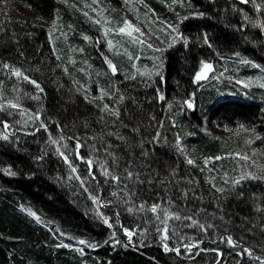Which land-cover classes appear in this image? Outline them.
I'll list each match as a JSON object with an SVG mask.
<instances>
[{
  "label": "trees",
  "instance_id": "16d2710c",
  "mask_svg": "<svg viewBox=\"0 0 264 264\" xmlns=\"http://www.w3.org/2000/svg\"><path fill=\"white\" fill-rule=\"evenodd\" d=\"M87 1L92 3V0ZM103 2L107 3L114 19L121 20L127 16L148 30L146 35L162 49L161 52H153L134 42L129 43L126 37H120L121 44L134 54H140L143 47L137 62L139 67L147 65L151 68L158 63L152 57H161V75L154 77L153 82L165 93L166 99L172 100L177 96L186 98L188 94L195 93L192 97L194 106L189 108L174 103L169 108L166 101L155 98L152 86L145 87L140 77L131 79V61L127 55H117L107 47V39L116 37L114 34L103 37L100 26L82 11L84 0H0V60L22 67L44 89L39 103L25 100V107L33 110L40 107L49 117L47 123L50 128L55 120L65 125V131L69 134L78 130L83 132L82 125L87 122L90 132L101 133L116 128L129 135L134 124L133 114L138 125L147 118L148 113H154L157 120L162 121L160 143L148 141L145 145L146 150L148 147L154 150L153 159L158 160V164L153 167L163 171L166 165H178L181 175L191 173L199 178L206 192H215L206 180L212 169L219 172L221 169L238 167L236 161L240 158L225 155L231 151L246 152L255 161L256 174L264 175V171L259 170L264 165V87L258 83L250 86L239 83L248 77L261 75L260 69L252 64L241 63L240 60L247 58L264 65V30L251 25L237 30L235 25L242 23V20L238 12L231 11V5L237 3L251 14L255 11L252 5H244L240 0H185L184 4L180 0L175 3L173 0H144L136 4L133 0L132 5L126 4V0H101ZM11 4L14 5L11 7ZM186 4H190L191 8ZM14 6L29 11L30 19L23 18ZM149 10H154L149 19L159 17L160 22L168 20L178 23L185 35L195 38L207 30L215 47L209 48L202 40L196 39L187 46L180 42L171 47L166 46L163 40L152 34L155 29L150 28L144 19V14ZM195 10L204 11L206 15L191 16L190 12ZM57 18L55 28H51L52 20ZM51 33L55 44L52 43ZM82 34L93 38L100 35L102 39L98 42L88 41ZM81 47L83 52L78 51ZM217 51L219 55L215 54ZM233 51H239L241 57L231 56ZM105 54L117 63L120 68L118 73L112 74L106 67ZM57 56L60 58L57 59ZM201 58L212 61L214 69L207 78L196 82L193 73ZM84 60L89 62L90 68L83 63ZM63 66H67V72ZM80 68H85V71L81 72ZM89 71L92 73L91 80ZM0 79L4 80L6 98L15 96L14 87L26 92L35 90L30 82L15 77L0 74ZM73 81L89 85L88 99H85L83 92L76 91ZM113 86L120 87L126 93L121 116L115 124L112 123L115 118L111 116L106 121L101 120L103 114L96 107L99 104L102 108L103 103L116 104L112 96H105L103 101L99 98L101 87L109 90ZM173 117L176 119L175 125L172 124ZM2 118L5 117L0 113ZM240 123L245 125L244 129L238 128ZM73 124L79 128L72 127ZM20 127L23 125H17V129ZM28 127L31 128V125ZM156 127L154 121L147 133L143 129L141 133L147 136ZM252 127L254 132L249 131ZM176 133L180 134L187 154L196 161L194 165L187 164L184 152L177 150ZM14 134L20 137L18 141L0 139V264H83L84 261L87 264H179L175 253L165 252L159 243L136 244L128 248L104 243L110 236V230L90 211L92 205L89 198L75 191V181L70 184L67 180L57 179V172L66 175L67 165L55 155L43 163L33 159L43 146L45 131L41 129L38 134H29L16 130ZM249 137L251 144L247 143ZM108 139L113 145L120 143L114 136ZM128 143H133V140L130 138ZM253 148L256 149L255 153L252 152ZM206 156H221L222 159L210 161L205 166L203 157ZM7 164H12L18 174L12 176L4 172L3 168ZM241 187L246 193L264 192V179H246ZM215 194L220 195L218 192ZM223 203L235 213L237 220L251 211L248 205L232 197ZM20 204L36 211L47 226L21 209ZM57 228L59 232L98 241L100 247L86 248L85 254L81 255L62 246L75 241L70 237L53 235ZM120 239H125L123 234ZM136 239L134 237V241ZM260 239L258 236L256 243ZM217 246L224 249V264H230L233 250L227 244L221 245L214 237L205 239L198 254L191 260L184 259V264H210L215 253L206 249Z\"/></svg>",
  "mask_w": 264,
  "mask_h": 264
},
{
  "label": "snow or ice",
  "instance_id": "6c2138e0",
  "mask_svg": "<svg viewBox=\"0 0 264 264\" xmlns=\"http://www.w3.org/2000/svg\"><path fill=\"white\" fill-rule=\"evenodd\" d=\"M143 2L144 0H135L136 4ZM175 2L176 0H173V3ZM180 2L184 4L185 0H180ZM240 2L244 5L251 4L255 11L250 14L245 8L239 7L237 3L231 5V11L238 12L242 20V23L235 25L237 30L247 28L249 25L264 30V0H240ZM126 4L132 5L133 0H126ZM186 6L191 8L190 4H186ZM82 11L96 25L100 26L99 30L104 38H108L112 34H119L126 37L129 43L134 42L139 46L152 49L153 52L162 51L146 35L148 30L138 26L127 16L114 21V18L109 14L108 7L102 4L101 0H92L91 4L85 0ZM151 11L154 10H149L144 14V19L150 28L155 29L152 34L163 40L166 46L171 47L177 42L187 46L193 39H196L197 41L202 40L209 48L215 47L207 30L195 38L185 35L180 30L178 23L168 20L160 22L159 17L149 19ZM224 11L227 12L228 9H224ZM190 15L202 17L206 13L195 10L191 11ZM137 18L139 19V17ZM57 20L58 18L52 20L51 28H55ZM82 35L88 41L98 42L102 39L100 35L95 38L87 34ZM107 47L117 55H127L131 61L130 78L135 80L140 77L145 87L152 86L155 98L166 101L169 108H172L174 103L186 105L189 108L194 106L192 97L195 93L188 94L186 98L177 96L172 100H167L165 93L154 85L153 78L161 75L163 67V60L160 56L152 57L158 63L151 68L147 65L139 67L137 62L140 60L143 47H141L140 54H134L122 44L117 45L113 38L107 39ZM78 51L83 52L84 49L81 47ZM215 54L219 55V52L217 51ZM21 55L24 53L21 52ZM231 56L241 57V53L233 51ZM59 58L57 56V59ZM104 60L112 74L120 71L113 58L105 54ZM240 62L252 64L261 70V75L255 78L248 77L246 80H240L239 83L249 86L252 83H258L264 87V65L247 58H242ZM73 63H75L74 60ZM83 63L89 68L91 67L87 60H84ZM63 67L67 72V66ZM213 69L212 61L201 58L197 70L193 73V80L199 82L207 78L208 73ZM80 71L84 72L85 68H80ZM0 74L30 82L35 86L33 92H26L22 88L14 87L15 96L6 98L4 80L0 79V113L5 117L0 119V139L18 141L20 137L14 134L16 130L38 134L43 129L46 139L39 149V154L33 159L43 163L51 155H55L67 165L66 175L57 172V179L67 180L70 184L75 181V191L89 198L92 205L90 211L110 230V236L104 243L110 242L113 246L122 245L125 248L149 242L159 243L165 252L175 253L179 264H184V259L191 260L198 254L205 239L211 240L214 237L221 245L227 244L233 250L234 255L230 254V264H245V260H247V264H264V192L246 193L241 187L246 179H264V175L256 174L255 161L246 152L236 150L225 154L228 157L240 158L236 161L238 167L229 170L221 169L219 172L212 169L209 172L206 180L211 189L220 193L217 196L215 192H206L200 179L192 176L191 173L181 175L178 165H166L163 171L159 167H153L154 164H158V160L153 159L154 150L151 147L146 150L145 145L148 141L152 144L160 143L159 129L162 127V121L157 120L154 113H148L147 118L138 125L135 124L136 116L133 114L134 124L129 130V135H125L116 128L101 133L90 132L87 122L82 125L83 132L78 130L69 134L65 131V125L55 120L50 128L47 123L49 117L41 111L40 107L35 110L25 107V100L39 103L42 98L44 89L37 79L22 67L15 66L6 60H0ZM88 77L90 80L92 79L90 71ZM144 77L148 79L144 80ZM73 83L76 84V91L83 92L85 99H88L89 85L81 84L78 81H73ZM99 93L101 101L105 96H112L116 100L115 105L103 103L102 108L99 104L96 105L103 114L100 119L106 121L111 116L115 118L112 120V123L115 124L116 119L121 116V107L124 106L126 93L116 86L109 90L101 87ZM148 98L152 99L153 97ZM17 117L19 118L17 119ZM154 121L157 127L153 133L147 136L141 133V129L147 133ZM29 124L31 128L28 127ZM172 124H176L175 117L172 118ZM17 125H23V127L17 129ZM72 127L79 128L75 124ZM238 128L244 129L245 125L240 123ZM249 131L254 132V127ZM138 133H140L139 136H137ZM112 136L116 137L120 143L113 145L112 141L108 139ZM130 138L133 140L131 144L128 143ZM181 139L180 134L176 133L177 150L184 152L187 164L194 165L196 161L187 154ZM251 142V137H249L247 143L251 144ZM252 152L255 153L256 149L253 148ZM221 159V156H206L203 157V164L208 166L210 161ZM81 163L84 165L83 168H81ZM259 170L264 171V165H261ZM3 171L12 176L18 174L13 170L12 164H7ZM230 197L235 198L239 203L248 205L251 211L237 220L235 213L229 211L223 203ZM19 207L34 217L36 221L46 224L31 207H26L24 204H20ZM57 234L70 237L75 241V243H65L62 246L81 255L85 254L86 248L100 247L98 241L59 232L58 228L53 232V235ZM121 234L125 237L123 241L120 239ZM258 236L261 239L259 243H256ZM134 237L138 239L134 241ZM206 250L215 253L210 264H224L225 253L222 247L217 246ZM83 264H87V261H84Z\"/></svg>",
  "mask_w": 264,
  "mask_h": 264
},
{
  "label": "rangeland",
  "instance_id": "374dc122",
  "mask_svg": "<svg viewBox=\"0 0 264 264\" xmlns=\"http://www.w3.org/2000/svg\"><path fill=\"white\" fill-rule=\"evenodd\" d=\"M85 1V0H84ZM87 3H88V1H87ZM102 4H104L106 7H107V3H102ZM14 4H11V7L13 6ZM17 10H18V12H19V14H21L22 15V17L23 18H26L27 19V17H29V19H30V16H31V13L29 12V11H27L26 9H24V8H22V7H20V6H14ZM110 14V13H109ZM111 15V14H110ZM114 21H118V19L117 18H115L114 19ZM115 35V39H117V41H116V43H117V45H120L121 44V42H120V35L119 34H114ZM51 39L53 40L52 41V43L53 44H55V42H54V40H55V38L53 37V35H52V33H51ZM114 39V40H115ZM59 43V42H58ZM57 43V44H58ZM214 129V128H213Z\"/></svg>",
  "mask_w": 264,
  "mask_h": 264
}]
</instances>
